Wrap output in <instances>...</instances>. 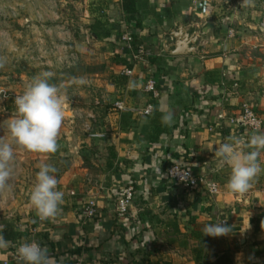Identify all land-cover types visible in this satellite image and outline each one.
Listing matches in <instances>:
<instances>
[{"label": "crops", "instance_id": "obj_1", "mask_svg": "<svg viewBox=\"0 0 264 264\" xmlns=\"http://www.w3.org/2000/svg\"><path fill=\"white\" fill-rule=\"evenodd\" d=\"M82 1L79 37L73 31L71 43L79 59L67 72L82 69L85 82L77 96L67 85L59 90L67 115L57 151L20 146L12 162L10 187L0 190V235L9 242L0 264H24L14 255L33 241L48 250L50 264L80 256L88 264H264V148L250 144L264 129L253 133L230 122L244 102L264 116V37L255 32L264 0H257L262 10L251 3L228 14L211 5L204 12L198 0H139L136 43L150 51L143 60L122 41L135 29L122 0ZM151 77L156 99L144 91ZM117 100L126 111L113 112ZM149 102L153 114L139 115ZM224 143L242 154L259 152L261 171L245 193L227 187L232 169L216 154ZM42 164L56 168L64 197L58 213L39 222L30 196ZM174 164L218 183L219 192L182 188L167 175ZM130 184L134 200L119 217L117 198ZM92 200L97 214L90 218L84 210ZM218 223H227L229 233L206 236L205 225Z\"/></svg>", "mask_w": 264, "mask_h": 264}, {"label": "rangeland", "instance_id": "obj_2", "mask_svg": "<svg viewBox=\"0 0 264 264\" xmlns=\"http://www.w3.org/2000/svg\"><path fill=\"white\" fill-rule=\"evenodd\" d=\"M206 1L211 7H217L219 13L225 14L232 9L238 11L248 7L251 3L258 5L253 9L262 10L257 0ZM84 9L82 0H0V140L13 146L15 158H18L20 146L14 143L7 127L9 121L17 116L12 96L24 93L33 78L44 73H51L49 83L60 91L67 92L65 86H69L72 96H77L83 87L85 74L82 69L74 74L65 70H68V62L73 57L75 61L79 59V53L71 43L73 31L79 37L77 19L80 21L78 17ZM259 24L255 32L264 37ZM55 28L59 36L52 43L48 37L56 31ZM69 31L72 39L70 34L68 36ZM72 78L77 80L71 85L65 81ZM63 80L65 84H62ZM4 91L8 98L4 97Z\"/></svg>", "mask_w": 264, "mask_h": 264}, {"label": "clouds", "instance_id": "obj_3", "mask_svg": "<svg viewBox=\"0 0 264 264\" xmlns=\"http://www.w3.org/2000/svg\"><path fill=\"white\" fill-rule=\"evenodd\" d=\"M51 73H44L33 78L26 91L16 96L17 116L12 118L7 127L16 145L25 150L40 154H52L57 151V137L67 112L65 99L59 89L49 83ZM171 114L163 117L170 121ZM250 144L264 148V135L251 137ZM232 169L227 187L235 193H245L251 182L261 171L258 162V151L242 154L234 144H222L216 153ZM14 149L9 143L0 140V190L10 187ZM56 168L42 164L37 173L30 202L42 219L54 217L63 203L64 193L57 190L58 181L54 175ZM227 223L207 224L204 227L206 236L219 237L229 233ZM9 242L0 235V249L8 247ZM24 264H50L51 257L46 248L38 243H24L17 249Z\"/></svg>", "mask_w": 264, "mask_h": 264}, {"label": "built area", "instance_id": "obj_4", "mask_svg": "<svg viewBox=\"0 0 264 264\" xmlns=\"http://www.w3.org/2000/svg\"><path fill=\"white\" fill-rule=\"evenodd\" d=\"M198 6L201 8L202 11L208 12L210 5L206 0H198ZM259 28L262 32H264V10L262 14V18L259 24ZM122 41L125 45L133 52L135 59L143 60L150 56V51L147 47L143 44L136 43L135 36L132 35L130 32H126L122 35ZM73 61H75V57H73ZM69 64V62H68ZM71 64V63H70ZM126 75H130L133 73L132 69H126L124 71ZM157 80L155 77H151L148 79L144 86V91L146 94L151 95L154 99L159 97V90L156 87ZM5 92V91H4ZM5 98H8L7 92L4 93ZM23 93H16L12 96L13 102L15 101L16 96L21 95ZM15 103V102H14ZM112 110L115 113H121L127 110V106L123 100H117L113 103ZM154 111V103L149 102L144 108L138 109L137 112L139 115L142 116H150L153 114ZM230 122L233 126L237 128H243L244 130H248L249 132L257 133L264 129V116L258 113L254 107L249 102H244L241 106V110L238 115L230 118ZM95 136H101L100 134ZM167 175L170 180L179 184L182 188L187 190H195L202 187H205L206 190L210 194H216L219 192L220 188L218 183L216 182H206V179L199 177L196 175L193 170L183 167L179 164L171 165L167 169ZM203 189V188H202ZM135 195V187L134 185L130 184L123 188L118 195L117 198V213L119 217H124L128 212L133 203ZM97 214V203L96 200H92L86 206L84 210V215L86 217H94ZM39 222H43L38 216ZM41 247L42 245L37 242ZM31 243V242H29ZM19 248V247H18ZM14 259L18 262H23L18 252L16 251L14 255ZM72 264H88V261L85 257L80 256ZM107 264H115V263H107Z\"/></svg>", "mask_w": 264, "mask_h": 264}, {"label": "trees", "instance_id": "obj_5", "mask_svg": "<svg viewBox=\"0 0 264 264\" xmlns=\"http://www.w3.org/2000/svg\"><path fill=\"white\" fill-rule=\"evenodd\" d=\"M138 1L139 0H122V7H123V10L126 14L125 20H126L127 24L135 23V29L133 28L134 30L132 31L133 36H136L137 35L136 33L141 29V20H140V18H137ZM135 31H137V32H135ZM65 71H67V70H65ZM65 81L63 80L62 84H64ZM72 263H73V261L70 264H72Z\"/></svg>", "mask_w": 264, "mask_h": 264}]
</instances>
